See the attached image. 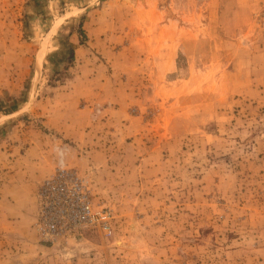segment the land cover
Listing matches in <instances>:
<instances>
[{
    "label": "rangeland",
    "instance_id": "374dc122",
    "mask_svg": "<svg viewBox=\"0 0 264 264\" xmlns=\"http://www.w3.org/2000/svg\"><path fill=\"white\" fill-rule=\"evenodd\" d=\"M11 1L0 21L1 153L46 132L36 108L54 89L94 78L82 139L47 134L60 140L56 162L115 219L112 236L51 245L36 208L35 238L0 235V264H264V0ZM20 44L30 71L17 84L25 53L9 49ZM102 144L108 200L87 166H73L85 158L102 171L104 158H91Z\"/></svg>",
    "mask_w": 264,
    "mask_h": 264
},
{
    "label": "crops",
    "instance_id": "0c3cea01",
    "mask_svg": "<svg viewBox=\"0 0 264 264\" xmlns=\"http://www.w3.org/2000/svg\"><path fill=\"white\" fill-rule=\"evenodd\" d=\"M7 1L12 2L11 0H0L1 22V18L7 19L2 3L4 2L7 6ZM18 1L14 0V2ZM29 47L26 44H20L18 48L9 49V52L22 51L25 53L23 56L16 55L21 64L20 68L24 65L21 68L22 74L19 73L20 77L15 81L17 84L30 71V62L26 59ZM94 84H96L94 78L79 77L70 82V87L65 93L59 88L52 90L51 95L40 101L36 108L38 115L42 117L43 129L46 132L38 131L34 138H30L29 145L23 144V139L18 138L19 144L10 146L9 151L1 153L0 148V153L3 155L0 156V235L15 239L13 242L16 245L18 242L27 244L28 239L35 238L33 223L35 209L37 208L38 211L36 195L39 184L47 176L52 175L60 165L65 166L63 157L56 162L55 148L60 144V140L49 136L47 132L58 134L61 138L79 140L78 136L88 125L91 116L89 108L82 109L80 106L83 101H90L96 97L93 96L90 88ZM97 100L95 103L108 101L102 98ZM104 113L107 116L108 113L110 114L108 109H105ZM105 126L108 127V120ZM82 134L80 139L83 137ZM101 147L102 149L96 151L95 155L91 153V158L93 156L94 160L101 157L105 160L104 169L98 173L100 175L95 171L91 172L92 169H89L88 160L85 158H76L78 161L74 165L71 162V165L74 167H79L80 164L83 167L87 166L85 170H89L90 174L87 176L94 184V189L96 191L100 189V193H103V197L108 200V146L102 144ZM101 175L104 176L102 182L99 180ZM97 181L101 187L98 186Z\"/></svg>",
    "mask_w": 264,
    "mask_h": 264
},
{
    "label": "built area",
    "instance_id": "2783aa9c",
    "mask_svg": "<svg viewBox=\"0 0 264 264\" xmlns=\"http://www.w3.org/2000/svg\"><path fill=\"white\" fill-rule=\"evenodd\" d=\"M35 229L44 243H68L90 230L113 235L114 212L106 201L96 203L90 183L77 171L60 165L40 185Z\"/></svg>",
    "mask_w": 264,
    "mask_h": 264
},
{
    "label": "bare ground",
    "instance_id": "6f19581e",
    "mask_svg": "<svg viewBox=\"0 0 264 264\" xmlns=\"http://www.w3.org/2000/svg\"><path fill=\"white\" fill-rule=\"evenodd\" d=\"M41 56V55H40ZM41 59V58H40ZM73 170V169H72ZM76 171V170H75ZM42 183V182H41ZM41 183L39 184V186H38V189H39V187H40V185H41ZM38 189H37V195H38ZM37 195H36V197H37ZM115 219V218H114ZM90 231H94V230H90ZM78 238H80V237H78ZM77 239V238H76ZM62 242H56L55 243V245H59V244H61ZM46 244H49V243H46Z\"/></svg>",
    "mask_w": 264,
    "mask_h": 264
}]
</instances>
